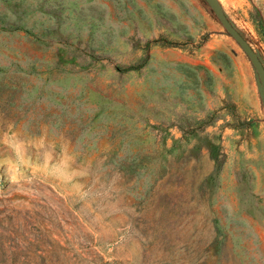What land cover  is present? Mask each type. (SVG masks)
Here are the masks:
<instances>
[{
    "label": "rangeland",
    "instance_id": "1",
    "mask_svg": "<svg viewBox=\"0 0 264 264\" xmlns=\"http://www.w3.org/2000/svg\"><path fill=\"white\" fill-rule=\"evenodd\" d=\"M252 66L205 0H0V264H264Z\"/></svg>",
    "mask_w": 264,
    "mask_h": 264
},
{
    "label": "water",
    "instance_id": "2",
    "mask_svg": "<svg viewBox=\"0 0 264 264\" xmlns=\"http://www.w3.org/2000/svg\"><path fill=\"white\" fill-rule=\"evenodd\" d=\"M210 9L218 19L219 23L223 25L227 34L240 46L244 54L249 58L253 69L256 73L257 83L262 90V99L264 100V63L259 55L253 50V48L247 43V41L241 35V32L235 28V26L229 21L217 0H205Z\"/></svg>",
    "mask_w": 264,
    "mask_h": 264
},
{
    "label": "trees",
    "instance_id": "3",
    "mask_svg": "<svg viewBox=\"0 0 264 264\" xmlns=\"http://www.w3.org/2000/svg\"><path fill=\"white\" fill-rule=\"evenodd\" d=\"M148 59H149V56L146 55V58H145V60H144V62L142 64L137 65V66H130L128 68L123 69L122 71L128 72V71H132V70H137V69L141 68L142 65L148 61Z\"/></svg>",
    "mask_w": 264,
    "mask_h": 264
}]
</instances>
